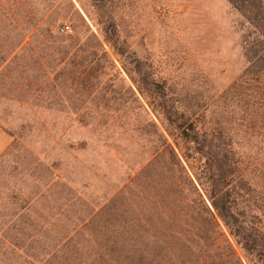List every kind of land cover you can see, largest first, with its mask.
Returning <instances> with one entry per match:
<instances>
[{
	"label": "rangeland",
	"instance_id": "1",
	"mask_svg": "<svg viewBox=\"0 0 264 264\" xmlns=\"http://www.w3.org/2000/svg\"><path fill=\"white\" fill-rule=\"evenodd\" d=\"M248 31L227 0H0V264H40L149 162L158 117L134 70L208 102L245 68Z\"/></svg>",
	"mask_w": 264,
	"mask_h": 264
},
{
	"label": "trees",
	"instance_id": "2",
	"mask_svg": "<svg viewBox=\"0 0 264 264\" xmlns=\"http://www.w3.org/2000/svg\"><path fill=\"white\" fill-rule=\"evenodd\" d=\"M227 1L249 26L241 74L208 102L183 104L134 70L158 117L155 151L40 264L83 253L84 264H244L233 243L264 264V2ZM52 26L41 17L32 27Z\"/></svg>",
	"mask_w": 264,
	"mask_h": 264
},
{
	"label": "built area",
	"instance_id": "3",
	"mask_svg": "<svg viewBox=\"0 0 264 264\" xmlns=\"http://www.w3.org/2000/svg\"><path fill=\"white\" fill-rule=\"evenodd\" d=\"M63 31H67L68 32V31H71V30L69 28H67L66 30L63 29Z\"/></svg>",
	"mask_w": 264,
	"mask_h": 264
}]
</instances>
